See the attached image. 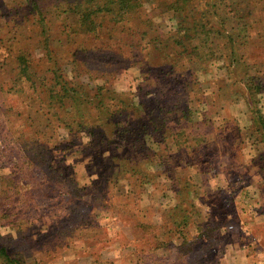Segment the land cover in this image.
<instances>
[{"label":"rangeland","instance_id":"obj_1","mask_svg":"<svg viewBox=\"0 0 264 264\" xmlns=\"http://www.w3.org/2000/svg\"><path fill=\"white\" fill-rule=\"evenodd\" d=\"M139 1L125 12L121 0H0V264H264L253 216L264 208V146L249 142L264 124V88L248 84L264 83V0ZM195 25L211 37L188 39ZM185 50L204 55L200 69ZM221 88L236 95L228 113L230 100L217 113L195 100ZM185 101L220 129L207 173L178 169L192 174L199 213L179 234V187L166 174L136 182L127 148L134 115L176 123Z\"/></svg>","mask_w":264,"mask_h":264},{"label":"trees","instance_id":"obj_2","mask_svg":"<svg viewBox=\"0 0 264 264\" xmlns=\"http://www.w3.org/2000/svg\"><path fill=\"white\" fill-rule=\"evenodd\" d=\"M133 1L140 2L139 0H121L117 8L125 12L130 11L135 7L133 5H130V3ZM96 6L97 8L95 9L94 13L103 11V9L98 7V5ZM170 7L177 11L180 10L177 2H174ZM91 13L93 12H87L85 14V19H89ZM14 23L16 24V22ZM181 25L182 24L180 23L177 28V32L183 30ZM184 30L187 31L186 37H188V39L197 38L202 41L208 40V38L211 37L210 32L214 31L213 27H202L201 29H199L198 25L190 28L186 27V29ZM221 30L222 28L217 29L216 32L218 34H221ZM190 31H193L194 35H192ZM203 33L205 37L201 36ZM237 36H239L240 39L247 37V35L241 36L240 34H237ZM245 40L247 42L249 40V37L247 39L245 38ZM245 40H243V42H245ZM199 46L203 47L201 45V42L200 45L197 44L194 46L195 51L200 50ZM235 46L236 45L233 43L232 50L235 48ZM184 52L186 60L193 63L195 69H200V67L196 66V61L193 60L194 58L202 59L204 58V55L200 54L199 52H196V54H194L193 51L188 50H185ZM236 54L237 49L234 51V55ZM211 55L212 57H208V59L216 61L214 60V57L216 55L214 53H211ZM206 63L207 62L203 63V66ZM250 79H254V76H252ZM65 81L67 80H64L63 82ZM198 84V80L187 79L184 88L189 89V92H197L199 86ZM240 84L242 87L244 86L241 81ZM248 84L250 88L254 89L255 91H261L264 88V83L263 85H252L251 83ZM225 90L226 89L221 88L219 89V91H217V93H215V95H208L207 97L202 98L197 96L195 100H198L203 104H207V108H213V111L210 112L217 113L222 107L221 102L224 99L230 100V102H235L232 98L236 95L229 90L227 92H224ZM185 102L186 106L184 107V109L179 111L181 113L175 115L177 116L176 123H169V121H166L169 119V117H167L168 112L164 114H154L153 112H148L146 116L141 114V117L138 114V117L134 115V118L135 120H137V122H135L134 131L130 130V134L132 135V137H134L135 141L133 142V144L130 143L129 148H127V151H134L133 158L130 155L127 159L130 162V166L135 170L138 169V172L142 174L141 177H139L140 180L135 179L136 182L144 183L147 181H154L159 174H166L168 179L177 187H179V190L176 192V199L177 201H179V204L177 206L174 205L171 210L173 215L179 214L181 216L180 219H175L178 225H180V229L179 231L174 230V232H179V234L180 232H184L185 227L183 226V224H185V226L191 225V222L193 224V222H195L196 216H198L199 213L198 211H196L194 205L195 199L197 197V187L196 183L192 180V174L187 175L188 178L182 179V177L178 175V169H189L192 167L196 170L200 169V174L207 173L212 164V160L215 159V157L212 156V152L214 147L216 146L215 135L220 129V127L217 126L213 129H205L206 123L208 121L205 120L207 112H203V115H201L200 112L195 111V109L191 108L188 105V101ZM262 118H264V116H262ZM138 119L143 122H140ZM256 122L260 123V119L258 117L256 118ZM210 136H212V138ZM251 137L253 138H250L249 142L253 143V145L264 146V124H261V126H259L257 129V134H253L251 135ZM139 141H142L143 144H139ZM131 146H133L132 149L130 148ZM172 148H175V150L172 151ZM170 151L175 153H172L171 155ZM153 155H156V157L153 158ZM157 157L159 160V164L156 160ZM157 166L159 169L158 172L155 170V167ZM145 168H147L146 171H144ZM237 177L242 179L243 173H241ZM183 192H186L188 197V199H186L184 202L181 201V195H183ZM161 230L165 232V235L167 233L173 232L172 230H167V227L164 223L161 227ZM182 243H186V236L184 237ZM0 252L4 254L3 251Z\"/></svg>","mask_w":264,"mask_h":264},{"label":"crops","instance_id":"obj_3","mask_svg":"<svg viewBox=\"0 0 264 264\" xmlns=\"http://www.w3.org/2000/svg\"><path fill=\"white\" fill-rule=\"evenodd\" d=\"M235 104H236V102H230L229 107L226 108V112L228 113L229 108ZM238 198H239V196H238ZM253 216H256V220H257V222H259L258 224H264V208L262 210L257 209L255 211V213L253 214ZM250 219L253 220L252 217ZM243 222H246V220L244 219L242 221V223ZM243 247H244V245L243 246L239 245L240 249H242ZM230 259L232 260L230 264H263V261L261 258H259V259L257 258V259L252 260L251 258L246 256V257H241V261H239V260L235 261L236 255H232V257H230ZM236 262H240V263H236Z\"/></svg>","mask_w":264,"mask_h":264}]
</instances>
